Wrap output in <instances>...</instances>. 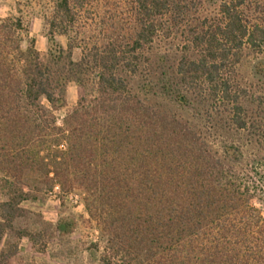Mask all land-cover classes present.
<instances>
[{
    "label": "trees",
    "instance_id": "obj_1",
    "mask_svg": "<svg viewBox=\"0 0 264 264\" xmlns=\"http://www.w3.org/2000/svg\"><path fill=\"white\" fill-rule=\"evenodd\" d=\"M133 2L132 33L63 48L75 10L57 0L45 60L21 19L0 18V264L23 238L35 250L13 223L55 187L82 194L97 264H264V0ZM245 49L261 55L252 86ZM70 82L84 95L68 108Z\"/></svg>",
    "mask_w": 264,
    "mask_h": 264
},
{
    "label": "rangeland",
    "instance_id": "obj_2",
    "mask_svg": "<svg viewBox=\"0 0 264 264\" xmlns=\"http://www.w3.org/2000/svg\"><path fill=\"white\" fill-rule=\"evenodd\" d=\"M56 1L0 0V18L21 19L23 27L28 31V38L34 39L36 49L43 60L47 58L48 25L50 19L56 16L54 10ZM219 1L217 0L215 4L205 3L204 7L212 13ZM69 2L75 10L72 17L73 26L69 28L67 35L56 34V40L63 48L67 46L68 36L76 38L78 45L83 46L84 43L91 45L96 40L123 37L132 33L136 19L133 0H69ZM177 49L179 50V47ZM246 53L245 49L244 56L236 68L238 78L244 85L252 86L261 81L260 76L254 72L261 55L255 57L252 51ZM72 56L77 60L80 49H74ZM83 95L84 89L70 82L66 87L67 107L75 106ZM178 113L185 119L190 118L188 111ZM64 114V110L55 112L59 124ZM20 208L23 212L14 221V229L26 230L38 236L39 240L33 250L27 238H23L30 250L25 253L19 250L16 257L11 258L6 264H36L35 258L38 264H97L98 252L91 244L98 243L102 247L104 241L94 222H86L88 214L79 191L71 192L63 198L58 195L57 187L52 192H36L35 198L22 202ZM60 217H67L75 222L71 233L60 235L55 231V224ZM7 240L8 236L4 235L0 241V255L2 251H6ZM9 241L13 243L12 237ZM19 247L23 248L21 242Z\"/></svg>",
    "mask_w": 264,
    "mask_h": 264
},
{
    "label": "crops",
    "instance_id": "obj_3",
    "mask_svg": "<svg viewBox=\"0 0 264 264\" xmlns=\"http://www.w3.org/2000/svg\"><path fill=\"white\" fill-rule=\"evenodd\" d=\"M21 245L23 246V248L20 249V250L22 251V253H25V252H27L28 250H30V247H29L28 243L25 242L24 239L21 241ZM20 253H21V252H20ZM36 259H37V258H35V263L38 264V262H37Z\"/></svg>",
    "mask_w": 264,
    "mask_h": 264
}]
</instances>
